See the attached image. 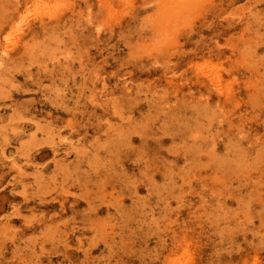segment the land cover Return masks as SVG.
<instances>
[{
  "label": "rangeland",
  "instance_id": "1",
  "mask_svg": "<svg viewBox=\"0 0 264 264\" xmlns=\"http://www.w3.org/2000/svg\"><path fill=\"white\" fill-rule=\"evenodd\" d=\"M0 264H264V0H0Z\"/></svg>",
  "mask_w": 264,
  "mask_h": 264
},
{
  "label": "bare ground",
  "instance_id": "2",
  "mask_svg": "<svg viewBox=\"0 0 264 264\" xmlns=\"http://www.w3.org/2000/svg\"><path fill=\"white\" fill-rule=\"evenodd\" d=\"M25 89H27V88H23V90H25ZM97 112V111H96ZM94 116L96 117L97 116V114H94ZM5 177V172L3 171L2 172V175H1V178L3 179Z\"/></svg>",
  "mask_w": 264,
  "mask_h": 264
}]
</instances>
